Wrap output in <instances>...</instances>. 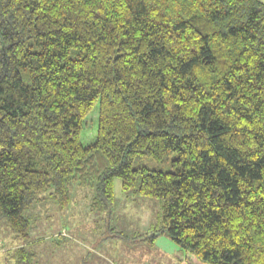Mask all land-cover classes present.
<instances>
[{
    "label": "trees",
    "instance_id": "trees-1",
    "mask_svg": "<svg viewBox=\"0 0 264 264\" xmlns=\"http://www.w3.org/2000/svg\"><path fill=\"white\" fill-rule=\"evenodd\" d=\"M139 177L187 264H264V1L0 0V222Z\"/></svg>",
    "mask_w": 264,
    "mask_h": 264
},
{
    "label": "rangeland",
    "instance_id": "rangeland-1",
    "mask_svg": "<svg viewBox=\"0 0 264 264\" xmlns=\"http://www.w3.org/2000/svg\"><path fill=\"white\" fill-rule=\"evenodd\" d=\"M98 115L97 107L86 120L85 144L96 138ZM144 165L173 170L171 162L149 157ZM139 183L140 177L135 188L124 191L121 179L116 178L113 205L102 211L93 207L94 189L73 184V209L60 214L54 201L46 198L27 210L30 236L25 240H17L6 223L0 222V264H15L13 254L20 247L35 255L36 264H187L185 251L167 234H157L162 227L161 202L141 196ZM70 237L79 243L77 249L66 246ZM49 252L56 254L49 257Z\"/></svg>",
    "mask_w": 264,
    "mask_h": 264
},
{
    "label": "crops",
    "instance_id": "crops-1",
    "mask_svg": "<svg viewBox=\"0 0 264 264\" xmlns=\"http://www.w3.org/2000/svg\"><path fill=\"white\" fill-rule=\"evenodd\" d=\"M55 203V202H54ZM56 204V203H55ZM74 201H71V204H70V206H69V210L72 208L73 209V207H74ZM56 206H58V208H60L59 207V205H55V207ZM76 206V205H75ZM57 208V207H56ZM60 214L61 213H63V212H65V211H67V209H62V208H60ZM78 212V211H77ZM64 230V229H63ZM66 240H68L67 242L68 243H66V246L68 245V246H70L71 245V247H75V249H77V247H79V243L77 244V242L75 241V240H73V239H71V237L70 238H68V239H66ZM78 241V240H77ZM61 242V241H60ZM64 241H62V243H63ZM73 242V243H72ZM32 253V252H31ZM51 254H56V253H54V252H49V257H51ZM7 260V259H6ZM52 263H53V261H52ZM6 264V263H5Z\"/></svg>",
    "mask_w": 264,
    "mask_h": 264
}]
</instances>
